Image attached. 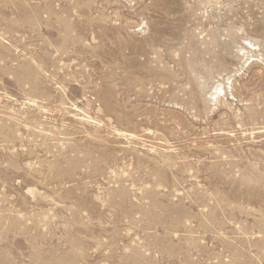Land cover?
<instances>
[{"label": "rangeland", "instance_id": "obj_1", "mask_svg": "<svg viewBox=\"0 0 264 264\" xmlns=\"http://www.w3.org/2000/svg\"><path fill=\"white\" fill-rule=\"evenodd\" d=\"M0 264H264V0H0Z\"/></svg>", "mask_w": 264, "mask_h": 264}]
</instances>
